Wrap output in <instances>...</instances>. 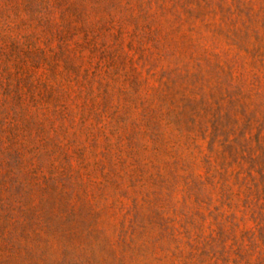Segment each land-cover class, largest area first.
Instances as JSON below:
<instances>
[{"label": "rangeland", "instance_id": "374dc122", "mask_svg": "<svg viewBox=\"0 0 264 264\" xmlns=\"http://www.w3.org/2000/svg\"><path fill=\"white\" fill-rule=\"evenodd\" d=\"M0 264H264V0H0Z\"/></svg>", "mask_w": 264, "mask_h": 264}]
</instances>
